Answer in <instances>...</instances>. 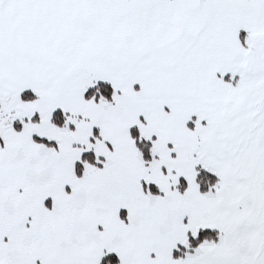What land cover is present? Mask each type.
<instances>
[{"label":"snow or ice","instance_id":"6c2138e0","mask_svg":"<svg viewBox=\"0 0 264 264\" xmlns=\"http://www.w3.org/2000/svg\"><path fill=\"white\" fill-rule=\"evenodd\" d=\"M0 264H264V0H0Z\"/></svg>","mask_w":264,"mask_h":264}]
</instances>
